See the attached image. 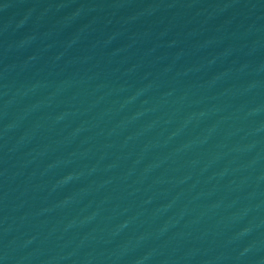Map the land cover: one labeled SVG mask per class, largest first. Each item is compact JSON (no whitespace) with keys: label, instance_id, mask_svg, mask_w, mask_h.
<instances>
[{"label":"water","instance_id":"1","mask_svg":"<svg viewBox=\"0 0 264 264\" xmlns=\"http://www.w3.org/2000/svg\"><path fill=\"white\" fill-rule=\"evenodd\" d=\"M0 264H264V0H0Z\"/></svg>","mask_w":264,"mask_h":264}]
</instances>
